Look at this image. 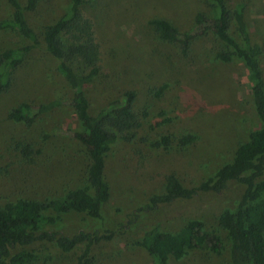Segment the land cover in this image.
<instances>
[{
  "label": "rangeland",
  "instance_id": "obj_1",
  "mask_svg": "<svg viewBox=\"0 0 264 264\" xmlns=\"http://www.w3.org/2000/svg\"><path fill=\"white\" fill-rule=\"evenodd\" d=\"M25 1V0H22ZM71 0H44L29 21L39 36L57 21ZM246 2L245 15L252 43L263 48L260 61L264 77V0H227L231 9ZM94 23L101 47V71L86 88L90 110L97 114L107 103L132 90L139 112H147L136 140H118L106 155L105 178L110 199L102 217L85 213L58 214L48 231L74 235L80 231L110 236L91 247L92 264H154L138 245L145 231L159 227L176 233L189 220H201L207 230L219 233L225 243L222 255L191 250L168 264H231L230 240L219 227V216L234 209L246 186L232 181L221 193H200L154 209H143L155 195L165 192L166 178L175 175L194 187L234 159L238 146L260 127L251 93L248 70L239 60L217 63L223 49L213 32H200L188 54L180 46L164 43L150 21L166 19L181 32L195 28L198 14L215 15L210 0H94L83 10ZM8 0H1L0 21L9 19ZM232 35L244 40L232 23ZM43 42V40L41 39ZM31 42L11 29L0 28V53ZM58 60L45 49H33L14 75L8 92L0 93V199L40 201L59 199L87 184L90 157L86 145L72 134L82 131L68 102L74 97L69 82L58 70ZM167 85L165 90H160ZM59 101V104L57 103ZM21 102L40 108L32 125L9 119ZM164 113V115H162ZM70 132V133H69ZM72 133V134H71ZM161 135H192L185 149L154 147ZM264 179V176L261 178ZM132 224H129L130 220ZM85 245L64 253L56 245L37 241L13 250L37 256L33 264H78Z\"/></svg>",
  "mask_w": 264,
  "mask_h": 264
},
{
  "label": "trees",
  "instance_id": "obj_2",
  "mask_svg": "<svg viewBox=\"0 0 264 264\" xmlns=\"http://www.w3.org/2000/svg\"><path fill=\"white\" fill-rule=\"evenodd\" d=\"M44 0H8L12 16L0 21L1 29L17 31L31 44L20 48L5 49L0 53V93L8 92L14 75L22 67L33 49L44 48L58 60V70L69 82L74 97L68 102L73 106L82 126V131L71 133L88 150L90 166L87 184L69 191L59 199L40 201L19 198L16 201L0 199V264H33L37 256L27 250L13 254L19 247H27L37 241L56 245L64 253L85 245L78 264H92L91 247L110 236L99 232L80 231L74 235L46 230L58 218L47 216L46 212L58 214L85 213L93 218L102 217L103 205L110 199L111 187L105 178L106 155L113 143L122 140L131 143L137 139L143 128V121L149 116L139 112L135 103L137 94L128 90L107 103L97 114L90 110L86 88L101 71V47L96 40L94 23L85 16L84 9L94 0H71L66 12L53 24L47 25L39 36L30 23ZM215 10L213 17L198 14L196 27L181 32L166 19L150 21L160 39L170 46H180L184 54L191 50L195 38L211 31L220 41L223 49L216 54L217 63L239 60L248 70L252 83L251 93L260 127L241 143L234 159L218 169L216 174L198 186L186 187L175 175L166 178L165 192L151 198L143 209H154L160 204L179 199H192L205 192L221 193L232 181L246 186L242 199L234 209H226L219 216V227L227 232L230 240L231 264H264V77L261 66L263 48L252 43L245 15L246 2H240L231 9L227 0H210ZM1 5V0H0ZM244 42L239 43L232 35V23ZM43 40V42L41 41ZM163 85L160 90H165ZM59 104V101H57ZM40 108L21 102L9 114V119L34 124ZM164 115V113H162ZM70 133V132H69ZM161 135L153 146L171 149H185L195 137L184 135ZM175 148V147H173ZM134 219L130 220L132 224ZM138 245L144 248L154 264H168L170 258L180 259L191 250H209L222 255L225 247L222 236L207 230L201 220H189L176 233L162 231L159 227L145 231Z\"/></svg>",
  "mask_w": 264,
  "mask_h": 264
}]
</instances>
